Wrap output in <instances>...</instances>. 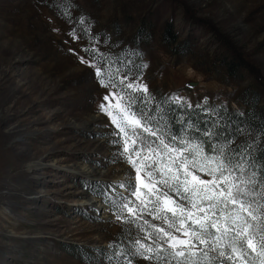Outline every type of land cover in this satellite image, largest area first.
I'll use <instances>...</instances> for the list:
<instances>
[{"label":"rangeland","instance_id":"374dc122","mask_svg":"<svg viewBox=\"0 0 264 264\" xmlns=\"http://www.w3.org/2000/svg\"><path fill=\"white\" fill-rule=\"evenodd\" d=\"M140 32L141 52L134 47ZM234 62L239 68L230 74ZM89 65L117 87H103ZM257 81L264 84V0H0V264H177L155 227L189 239L176 230L178 221L168 228L147 210L117 219L122 198L143 207L132 194L138 182L126 156L147 183L144 165L159 161L149 146L167 150L136 129V144L129 141L122 155V134L99 105L110 93L134 97L139 91L126 87L134 83L147 85L149 100L178 94L184 104L243 111L239 96ZM234 235L216 251H209L211 237L208 244L193 241L200 263L233 264L218 252H230ZM242 247L249 256H234L235 264H260Z\"/></svg>","mask_w":264,"mask_h":264},{"label":"snow or ice","instance_id":"6c2138e0","mask_svg":"<svg viewBox=\"0 0 264 264\" xmlns=\"http://www.w3.org/2000/svg\"><path fill=\"white\" fill-rule=\"evenodd\" d=\"M70 35L74 36V33H70ZM80 59L81 63L88 64V61L83 57ZM89 66L96 69V76L103 87H117L110 74L108 79L105 80L103 78L104 73L100 67L97 65ZM146 66L144 65V67ZM120 84H124V80H121ZM126 87L145 94L149 91L147 85L144 84L128 83ZM110 96L115 99L114 104L111 103ZM135 99V97L127 94L121 95L119 92L110 93L103 97V101L107 103L102 102L99 105L101 112L111 118V123L118 130L115 134L118 136L122 134L124 147L121 154L130 152L129 141H131L132 145L136 144V129H143L149 135L155 136L167 151L161 154L149 146V155L155 154V156L159 157V161L153 160V162L144 165L148 169L145 172L148 178L147 183L141 178V167L137 164V161L133 160L130 154L126 156L128 162L136 170L135 179L138 182V186L134 188L132 194L140 200V204L143 207L136 206L134 208L130 206L131 201H125L122 198L117 219H121L125 211L129 215L135 216L137 212L142 213L147 210L149 214L155 213L154 219L164 220L168 228L176 227V222L178 221L179 227L176 230L181 231V234L189 237V239H179L170 232L165 231V229L153 226L157 233L162 234V239L167 238L166 242L174 250L172 259H176L177 264H200L199 253L193 250L197 245L193 241H198L199 244H208L210 243L209 237H211L212 241L216 243H212L209 251H216L217 243L222 238L228 237L229 233L233 231L235 235L229 237V243L227 244L230 252L220 250L218 258H224L235 264L234 256L236 259L249 256L248 251L242 247V245L246 244L247 249H251L252 252L262 258L260 264H264V212L260 211V209L264 208V204H257L254 208L253 202L242 198L253 194L254 189L249 188L248 185L257 183L253 179L256 173L253 172L248 179H244L243 176L232 175L234 167H239L241 173L245 169L243 165H233L225 157L223 146H220L217 154L209 155L205 152L202 143H193L187 139H180L179 144H183L184 147H179L166 142L162 135L159 134V129L153 130L149 126L151 118H146L143 111L133 110ZM173 101L178 104L182 101L187 103L178 94H174ZM187 106L189 108L192 107L191 104H187ZM205 135L211 136L212 133L206 132ZM172 139L176 140L177 138L173 135ZM142 151L143 143L141 149L135 151L138 159L141 157ZM212 151L216 152V148L213 147ZM164 157L168 158L167 161H165ZM144 159H148V157H144ZM141 164L143 165V159ZM181 173H183L182 176ZM199 173H203L208 179L201 178ZM241 184L245 185V187H241ZM120 186L123 187L124 185ZM142 189H147L146 194ZM170 192H174L180 200L186 203L177 202L170 195ZM256 195L264 197V191L256 193ZM221 205L224 208H227L228 205H233L238 210L234 213H225L223 208L218 207ZM217 211H219L220 216L215 220L211 219L209 212H211L212 216H216ZM242 212H246L251 221L255 223L242 217ZM221 217L223 218V223L220 222ZM229 219L231 224H229ZM210 228L215 229L221 235H213L209 231ZM250 229L255 230L250 231ZM144 247V245H141V248ZM145 251L151 252L152 249L146 248ZM140 254L143 255V253ZM203 255L207 257L208 252H204ZM145 258L152 259L153 257L147 256ZM166 264H171V261H166Z\"/></svg>","mask_w":264,"mask_h":264},{"label":"trees","instance_id":"16d2710c","mask_svg":"<svg viewBox=\"0 0 264 264\" xmlns=\"http://www.w3.org/2000/svg\"><path fill=\"white\" fill-rule=\"evenodd\" d=\"M142 36L140 32L134 40V47L140 52L141 45L143 42L146 43ZM123 58L124 56L116 57V61L120 62ZM233 64L230 74H236L235 70L239 68L237 62ZM133 96L136 98L133 110L143 111L146 118H151L149 126L154 130L159 129V134L166 142L179 145L180 139H187L193 143H202L209 155L217 154L220 146H223L225 157L233 165L240 164L245 169L241 173L239 167H234L232 174H241L248 179L255 172L253 179L257 183L248 185L254 192L242 198L253 202L254 208L257 204H264V197L256 195L264 191V84L257 81L254 87H247L242 91L238 102L242 104L243 111L229 108L225 104L189 108L187 104L175 103L165 96L149 100L142 92H134ZM206 132L212 135H205ZM173 135L176 140L172 139ZM213 147L216 148V152L212 151ZM108 202L113 205L111 200ZM260 211L264 212V208ZM222 262L217 259L215 264Z\"/></svg>","mask_w":264,"mask_h":264}]
</instances>
